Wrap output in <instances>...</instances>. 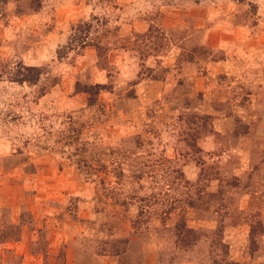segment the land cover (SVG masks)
<instances>
[{
	"label": "rangeland",
	"instance_id": "obj_1",
	"mask_svg": "<svg viewBox=\"0 0 264 264\" xmlns=\"http://www.w3.org/2000/svg\"><path fill=\"white\" fill-rule=\"evenodd\" d=\"M42 257L264 264V0H0V264Z\"/></svg>",
	"mask_w": 264,
	"mask_h": 264
},
{
	"label": "crops",
	"instance_id": "obj_2",
	"mask_svg": "<svg viewBox=\"0 0 264 264\" xmlns=\"http://www.w3.org/2000/svg\"><path fill=\"white\" fill-rule=\"evenodd\" d=\"M73 259V260H72ZM72 259L70 260V264H76V262H74V260H76L75 258H73L72 257ZM44 258L42 257V262H41V264L43 263L44 264ZM23 264H30V263H27V262H23ZM38 264H39V262H38Z\"/></svg>",
	"mask_w": 264,
	"mask_h": 264
}]
</instances>
